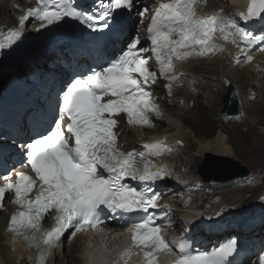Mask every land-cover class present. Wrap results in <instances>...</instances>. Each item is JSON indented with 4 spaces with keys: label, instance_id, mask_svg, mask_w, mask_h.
<instances>
[{
    "label": "snow or ice",
    "instance_id": "6c2138e0",
    "mask_svg": "<svg viewBox=\"0 0 264 264\" xmlns=\"http://www.w3.org/2000/svg\"><path fill=\"white\" fill-rule=\"evenodd\" d=\"M196 3L197 0H161L147 26L151 47L138 48L140 38L137 34L126 50L108 62V66L94 69L83 78H74L62 93L60 119L53 121L54 127L23 145L22 154L34 176L20 172L15 181L11 175L6 176L5 183L0 186V202L6 193H14L13 202L18 208L11 216L7 230L37 250V264H45L47 254L58 245L66 230L74 228V236L85 226L95 228L102 223L101 206L112 212L134 209L147 212L150 207H157L158 194L150 188L137 190L122 181L126 178L145 183L155 181L161 176V170L153 169L144 153L120 151L113 131L114 114L126 113L129 123L148 125V114L158 113V106L148 90L149 84L156 82L158 73L150 69L148 60L151 57L143 53L151 52L155 56L159 75L168 79L166 87L171 90L172 82L178 79L173 60L213 53L218 48L215 43L217 30L224 32L227 28H236L232 35H239L248 45L254 40H264V35L248 33L237 28L231 20L197 15ZM100 7L102 11H84L72 0H38L36 8L28 9L19 17V24L25 25L30 17L47 24L71 17L89 28H108V21L115 19L114 13L121 9L131 10L134 0H107ZM147 12L145 7L137 15L143 17ZM261 13H264V0H250L247 12L241 13V17L252 19ZM20 35L19 31H13L0 47L10 45ZM244 51V48L240 49L241 53ZM103 97L110 98L105 101ZM65 117L69 121V138L65 137L61 127ZM69 139L73 142L69 143ZM146 147L152 155L170 151L162 142ZM33 188H36V195L30 198ZM53 210L52 226L43 229L41 221ZM129 232L131 242L118 258L124 264L134 250L143 254L144 264H156L160 253L172 251L152 217L133 224ZM171 244L176 245L179 252L173 264H229L228 257L236 249L234 239L212 251L196 254L188 251L190 245L186 239H176ZM259 260L264 264V254Z\"/></svg>",
    "mask_w": 264,
    "mask_h": 264
},
{
    "label": "bare ground",
    "instance_id": "6f19581e",
    "mask_svg": "<svg viewBox=\"0 0 264 264\" xmlns=\"http://www.w3.org/2000/svg\"><path fill=\"white\" fill-rule=\"evenodd\" d=\"M216 4L222 6L221 4H219V2H216ZM22 5H23V0H0V27L1 28L10 26L11 24H14V15H16L18 12H20V11H17L15 9V7L16 6H22ZM29 49H31V48H29ZM25 50L26 49L21 48L22 52H24ZM49 57H51V55L48 56V58ZM262 59L264 60V57H262ZM205 63H206V66H204ZM39 65L40 64H36V66H39ZM263 66H264V63H263ZM186 67L188 70L191 71V73H193L192 80L195 81V88H198V90H200L202 92V96H200V97L204 100H207L208 103H209L210 99L214 96L213 89L211 88V86H212L211 83H214L215 85L217 84L218 87L220 88L217 92L215 90L216 99H217L218 94L224 93L226 90V88L223 86V84L221 82H219L220 78H225L231 84L236 83L237 85L240 86L239 87L240 90H242V88L251 87L257 93H262L264 95V80L259 79L257 74H253L251 72V69L247 68V69L237 70L234 66L227 65V62L224 60L195 61V62L189 63V65H187ZM199 77H201V80L203 79V80L209 81L207 83V86L204 85L206 87L201 86V82L198 79ZM257 78L259 79V81H258V85L256 87L255 84H253V82H255L257 80ZM209 87L211 88V90L209 89ZM236 87H238V86H236ZM207 88L209 89V93L205 96L203 93H205ZM216 89H217V87H216ZM179 95H180L179 98H183L185 105L184 104L181 105L178 100H174L173 105L169 106L168 108H165V106H164V108H163V111L166 114L165 120L168 121V119H169L170 122L172 121L174 123V127L171 126L169 128V130L166 131V134L173 132L172 134H168L171 138H173V139L178 138V139H183V140L188 141V147H187L186 153L190 156V159L188 161L189 167L194 168L196 163L198 162V159L202 156L205 157L207 154L214 155L217 157H224L226 159H228V158L231 159L232 158V151H234V149L236 147H238V145L237 144L235 145V143L237 142L236 141V142H234L233 146H230L229 143H233V138L226 137L224 131L228 130L229 124L234 126L233 130L229 131L230 133H237L238 128L240 127L239 126L240 124H242V125L246 124V125L250 126V130L253 129V125H250L247 119L240 118L241 116H243V113L239 117L240 122L229 120V122L226 123L225 121H223L219 117L220 110H219V112H217L219 114L216 116V114H214V110L212 108H209V106H210L209 104L206 107H201L200 106L201 104L199 105V97H198L199 95H195L192 92H190L189 90L182 89L180 91ZM238 95H239V91H238ZM244 98L247 102L251 103V100L246 99V97H244ZM239 99H240V97H239ZM219 100H221V99H219ZM169 104H172V103H169ZM241 108H242V106H241ZM193 110L195 112L191 113ZM211 116L216 117L218 119V122H214L215 120L213 121L211 119ZM226 124H228V125H226ZM215 127H217L218 130L214 134V136H212L211 134H212V131ZM192 134L194 136H192ZM130 135L133 136L132 133L129 134V136ZM258 135H259V139H258L257 143L263 142L264 141L263 135L260 133H258ZM210 136H212V137H210ZM239 136L242 137L243 140L245 139V137H246L245 140H249V138L251 137L250 134L239 135ZM135 142H136V140L135 141H129L128 143H129V145H132ZM169 142L171 144L172 141H169ZM239 143L241 144V142H239ZM177 149H178V146L175 147L174 151L171 152V154H166V156L162 159L164 161H167L168 157H171L174 153H176L178 151ZM194 152L197 153L196 156L191 154ZM262 152H264V151L262 150ZM241 153L243 155H248L247 151H241ZM255 173H257V172H254V171L252 173L247 172L246 175L250 174L249 177H255ZM193 174L197 176L200 173L198 174L196 172V174H195V172H194ZM259 175H260V173L257 174L258 178L260 179ZM200 177H203V176L200 174ZM210 182L216 183L219 181L215 180V179L214 180L210 179ZM222 185H223L224 191L223 190H220V191H223L224 193H230V192L236 191L237 189H240V190L242 189V188H236V190H234L235 188H232L230 183H228L226 181L223 182ZM175 188L181 189V186H175L172 183V181H168L165 185V188H164V189H166L164 198L166 197L167 199H170L172 202H177L178 204H180L183 202V200L179 199L180 201H177L171 195H177L179 193H184V192H177V190H175ZM256 188L253 190V192H255L257 190ZM174 192H176V193H174ZM214 193H216V192H211V195H213ZM218 193H220V192H218ZM243 201H245V200H240V198L233 200L232 196H229V197H227L226 200H223V202L221 203V204H225L226 206L225 205L220 206L221 204H219L218 206H216L215 211L210 212L212 210V205H206L205 204L204 209L206 210L207 214L212 213L213 223H215V224L217 222L223 223L225 220H229V218H228L229 216L220 215L221 210L223 208L228 209L231 205H238L240 202L242 203ZM216 213H217V216L219 218L215 215ZM197 214L198 213H195V216H197ZM186 215H187L186 212H184V213H180L177 216H179V218H181V217L183 218V217H187ZM177 216L175 218L176 221L178 218ZM6 219L7 218L4 219L5 222L0 224V237L3 236V242H2V239H0L1 240L0 241V247L2 249V255L5 257L3 259L6 262V264H16V261H18V260L19 261L22 260L24 263L28 264V260L26 259V254H25L24 250L21 248V246L15 245L12 248L10 246L11 244H9L7 242V239L4 238L3 229H4L5 224H6ZM196 226H198V225L196 224ZM257 229H259V228H257ZM79 244L80 245L82 244L81 239L79 240ZM66 247H68L66 253H63V251L61 253V250L59 248L55 251L54 259L58 258L57 264H82L81 253H79L80 249L78 248L76 241L66 244ZM93 250H98V248L95 244L92 245V247H91V251H93ZM2 255H0V258ZM52 260L53 259H51L49 262H51Z\"/></svg>",
    "mask_w": 264,
    "mask_h": 264
},
{
    "label": "rangeland",
    "instance_id": "374dc122",
    "mask_svg": "<svg viewBox=\"0 0 264 264\" xmlns=\"http://www.w3.org/2000/svg\"><path fill=\"white\" fill-rule=\"evenodd\" d=\"M225 6H227V5H225ZM204 66H206V63ZM258 81H259V79L257 78V80L255 82H253V84H255L256 87L258 85ZM206 82H208V80H203L202 83L205 84ZM211 84H212L211 88L213 89L214 96L210 99V101L208 103L207 100H204L200 97V96H202V92H201V94H199V96H198L199 97V105L201 104L200 105L201 107H206L209 104L210 105L209 108H212L214 110V114H216V116H217L219 114L217 112H219L220 108L222 107L221 106L222 102L219 99H221L223 93L218 94L217 99H216L215 94L220 88L218 87L217 84H216L217 86L214 83H211ZM233 84L235 86H238L237 89L239 91V97H240L241 106H242V110H243V116H241L240 118L247 119L249 124L253 125V129L250 130V126H248L246 124H243V125L240 124L239 125L240 127L238 128L237 133H230L229 131L233 130L234 126L231 124H229V125L226 124V125H228V130L224 131V133H225L226 137L233 138V143H229V145L233 146L234 142H236V141L237 142L235 143V145L236 144L238 145V147H236L234 149V151H232V158L226 159L224 157H217L214 155L207 154L205 157L202 156L198 159V162L196 163L194 168H190L188 165V161L190 159V156L186 153L187 147H188V141L183 140V139H179L180 145L178 146V149H177L178 151L171 156L172 157L171 168L174 171L181 173V179H183L185 177H196V175L193 174L194 172H195V174H196V172L198 174L200 173L203 177L204 176H207V177L213 176V175L217 174V172L211 168L214 165L221 166V168L224 169V170H222V172H226V171H228V172L229 171L230 172H241L243 169L242 168V166H243V167L247 168L248 173H252L253 171L260 173V175H261V176L259 175L260 181L256 185V187L257 186L258 187L257 188L255 187L257 189L255 192H253V190L255 188L252 189L253 186H249V185H248V189L242 188L241 190L240 189L236 190V188H235L234 190H236V191H233L230 193H224L223 192L224 190H223L222 193L216 192L213 195H211L212 190L209 191V197H214V198L218 197L217 199L220 200L219 204H221L223 202V200H226L227 197H229V196H232L233 200H236L239 198H240V200H245L242 203L241 202L239 204L237 203L238 205L236 207H242L244 205H248V203H252V202L258 200L257 195L261 191H264V152H262V150L264 151V145H263L264 141L257 143L258 139H259L258 133L262 134L264 137V95L262 93H257L251 87L242 88V90H240L239 85H237L236 83H233ZM206 86H207V84H206ZM206 86H204V87H206ZM216 87H217V89H216ZM211 88L209 87L210 90H211ZM209 89L207 88L205 93H203L205 96L209 93ZM215 90H216V92H215ZM254 93L257 94L256 98L254 100H251V103L247 102L244 97H246V99H248L247 96L252 95ZM194 112L195 111L193 110L191 113H194ZM211 119L213 121L215 120L214 122H218V119L214 116H211ZM171 122L169 121V119L166 122H163V123L160 122V125L158 126L157 132L166 133V131L169 130V128L171 126L174 127V123L173 122L171 123ZM227 122H229V121H227ZM217 130H218V128L215 127L213 129L211 135L214 136V134L217 132ZM172 133L173 132H170L167 134H172ZM246 134L251 135L249 140H245L246 137L243 140L242 137L239 136V135H246ZM192 136H194V135L192 134ZM212 136H210V137H212ZM133 141H135V140H133ZM239 142H241V144ZM241 151H247L248 155H243L241 153ZM191 154L195 155V156L197 155L196 152L191 153ZM222 172H220V173H222ZM211 180H214V179L211 178ZM238 185L242 186V185H240V183H238ZM181 189H183L182 186H181ZM174 193H176V192H174ZM171 196L173 198H175V200H177V201L183 200V196L182 197L178 196V194L177 195H171ZM195 196L199 197V195H195ZM219 204L214 202V205H212V210L210 212L215 211L216 206H218ZM226 211H227V209L223 208L220 212V215H224V213ZM182 213H184V212H182ZM179 228H180V225H179ZM0 239H2V242H3V238L0 237ZM77 244H78V248L80 249L81 248L80 244L78 242H77ZM67 248L68 247H66V246L63 248V250H62L63 253L67 252ZM62 251H61V253H62ZM0 255H2L1 247H0ZM3 258H5V257L2 255L0 258V263L6 264V262L4 261ZM57 260H58V258H55L49 264H57ZM16 264H26V263H24L22 260L21 261L18 260V261H16Z\"/></svg>",
    "mask_w": 264,
    "mask_h": 264
},
{
    "label": "water",
    "instance_id": "95a60500",
    "mask_svg": "<svg viewBox=\"0 0 264 264\" xmlns=\"http://www.w3.org/2000/svg\"><path fill=\"white\" fill-rule=\"evenodd\" d=\"M224 85H226L227 90L225 94L222 97L223 101V107L220 110V115L223 119H227L232 116L240 115L241 114V108H240V102L238 98V93H237V88L229 83L228 81L222 79L221 80ZM212 168L217 172V174L213 176H204L206 179H215L218 181H225L228 179H233L237 177H244L247 174V168L242 166V171L241 172H222L221 166L219 165H214Z\"/></svg>",
    "mask_w": 264,
    "mask_h": 264
}]
</instances>
